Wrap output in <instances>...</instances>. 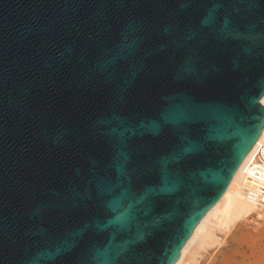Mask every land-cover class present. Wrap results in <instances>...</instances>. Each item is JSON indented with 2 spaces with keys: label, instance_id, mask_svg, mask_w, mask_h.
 <instances>
[{
  "label": "water",
  "instance_id": "1",
  "mask_svg": "<svg viewBox=\"0 0 264 264\" xmlns=\"http://www.w3.org/2000/svg\"><path fill=\"white\" fill-rule=\"evenodd\" d=\"M264 130V0H0V264H176Z\"/></svg>",
  "mask_w": 264,
  "mask_h": 264
},
{
  "label": "rangeland",
  "instance_id": "2",
  "mask_svg": "<svg viewBox=\"0 0 264 264\" xmlns=\"http://www.w3.org/2000/svg\"><path fill=\"white\" fill-rule=\"evenodd\" d=\"M260 146L264 147V143L255 146L245 160L248 172L238 177L247 206L229 205L216 225L214 239L198 247L195 264H264V204L255 202L246 194L256 181L253 179L255 175L260 182L264 180L263 174H254L256 170L249 168ZM262 170L264 172V166Z\"/></svg>",
  "mask_w": 264,
  "mask_h": 264
},
{
  "label": "bare ground",
  "instance_id": "3",
  "mask_svg": "<svg viewBox=\"0 0 264 264\" xmlns=\"http://www.w3.org/2000/svg\"><path fill=\"white\" fill-rule=\"evenodd\" d=\"M263 143L264 130L253 148L258 144ZM245 160L235 174L233 181L231 182L223 198L205 215V217L197 226L192 237L184 247L182 254L177 260L176 264H195L194 255L198 252V247L200 248L201 245L207 244L210 240L214 239V230L216 225L219 223L221 217L227 212L229 205L233 204L239 207L247 206V201L244 198L242 192V185L238 182V177L241 176L243 172H248V166L245 164ZM244 239H242V241ZM253 243L255 242H252V244Z\"/></svg>",
  "mask_w": 264,
  "mask_h": 264
},
{
  "label": "built area",
  "instance_id": "4",
  "mask_svg": "<svg viewBox=\"0 0 264 264\" xmlns=\"http://www.w3.org/2000/svg\"><path fill=\"white\" fill-rule=\"evenodd\" d=\"M264 166V147L260 146L257 148L255 157L253 158L252 162L249 164V168L252 170L255 169V172L260 173V175L263 174L264 179V172L262 170ZM251 171V170H250ZM253 179H256L255 182H253V187L246 190V194L249 198L253 199L255 202H259L264 204V180L263 182H260L258 180V177L255 175Z\"/></svg>",
  "mask_w": 264,
  "mask_h": 264
}]
</instances>
